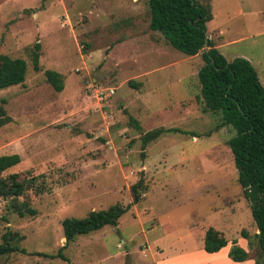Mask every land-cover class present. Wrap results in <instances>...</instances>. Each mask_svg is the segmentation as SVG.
<instances>
[{"label":"rangeland","instance_id":"rangeland-1","mask_svg":"<svg viewBox=\"0 0 264 264\" xmlns=\"http://www.w3.org/2000/svg\"><path fill=\"white\" fill-rule=\"evenodd\" d=\"M197 1L211 10L215 47L247 58L264 85V0ZM149 22L147 0H0V54L28 65L23 84L0 89L11 119L0 127V155L21 158L3 175L42 174L48 186L19 197L34 216L0 196V243L14 234L19 249L0 264H264L228 145L235 131L200 97L202 53L177 50ZM47 69L62 75L61 91ZM171 127L190 133L143 145L144 133ZM140 177L146 188L133 203ZM117 203L130 208L116 225L77 235L63 248L68 263L46 256L65 244L63 219ZM210 226L228 240L215 253L204 250ZM234 244L245 260L230 257Z\"/></svg>","mask_w":264,"mask_h":264},{"label":"trees","instance_id":"trees-1","mask_svg":"<svg viewBox=\"0 0 264 264\" xmlns=\"http://www.w3.org/2000/svg\"><path fill=\"white\" fill-rule=\"evenodd\" d=\"M150 12L149 27L159 31L167 42L177 50L194 56L201 51L204 60L197 73L200 85V97L206 110L220 115L222 126L229 125L235 134L228 140L233 154L234 164L238 170V181L243 195L248 200L252 217L258 233V244L264 251V85L251 62L242 56L228 60L208 39V51H205L207 22L213 16L208 6L197 0H147ZM40 44L34 45L32 63L34 70H39ZM28 65L23 58H12L0 54V89L23 84ZM46 81L55 91L64 87L62 75L56 70L44 71ZM131 83V81H130ZM10 117L0 107V127L10 122ZM165 132H182L179 128H157L143 134L142 143L158 138ZM195 136V135H194ZM21 161L19 154L0 155V196L9 198V209L18 216L36 215V209L26 200H20L28 189L44 192L48 188L45 180L37 176L19 178L18 173H3ZM146 184L143 177L132 185L133 203L140 200ZM130 204L119 203L106 209L92 210L84 217H67L61 221L65 244L54 254H47L50 258H61L68 263L63 253L73 239L80 234H86L106 225H116L120 216ZM0 219H5L0 216ZM14 234H4L0 243V256L18 251L12 244ZM228 240L223 232L210 226L204 237V250L208 253L218 252L225 247ZM234 261L247 258V251L234 244L230 251Z\"/></svg>","mask_w":264,"mask_h":264},{"label":"water","instance_id":"water-1","mask_svg":"<svg viewBox=\"0 0 264 264\" xmlns=\"http://www.w3.org/2000/svg\"><path fill=\"white\" fill-rule=\"evenodd\" d=\"M206 39H205V48H204V50L205 51H208V49H209V46H208V39H209V37H208V32H206Z\"/></svg>","mask_w":264,"mask_h":264}]
</instances>
